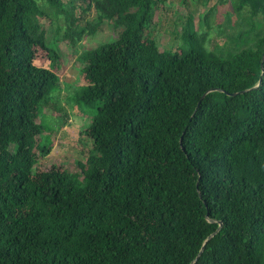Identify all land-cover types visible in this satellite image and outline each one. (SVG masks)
Here are the masks:
<instances>
[{"label": "trees", "instance_id": "16d2710c", "mask_svg": "<svg viewBox=\"0 0 264 264\" xmlns=\"http://www.w3.org/2000/svg\"><path fill=\"white\" fill-rule=\"evenodd\" d=\"M41 2L71 42L122 27L76 56L68 99L88 116L91 167L49 169L42 187L38 114L60 111L62 83L27 55L45 37ZM75 2L94 11L80 28ZM230 4L244 46L221 56L190 19L181 47L161 50L154 0H0V264H264V0Z\"/></svg>", "mask_w": 264, "mask_h": 264}, {"label": "rangeland", "instance_id": "374dc122", "mask_svg": "<svg viewBox=\"0 0 264 264\" xmlns=\"http://www.w3.org/2000/svg\"><path fill=\"white\" fill-rule=\"evenodd\" d=\"M154 1L158 6L154 21L147 32L157 41L161 50H176L181 47L183 26L189 19L191 21L190 28L192 27L191 29L202 36L204 45L210 49L217 45L221 56L237 49L236 46H244L243 43H238L237 38V32L245 29L244 22H240L241 20L239 21V18L232 13L230 0H225L224 3L221 2L222 0ZM40 10L42 11L34 13L33 18L39 21L45 30V37L42 44L30 46L27 55L33 63L49 67L58 74L62 87L55 94V102L62 107H58L60 111H57L43 106L38 114V121L47 128L45 133L50 145L48 153L41 157L31 151L35 165H39L34 170L33 178L34 183L39 186L43 184L49 169L54 171L64 168L78 169L81 171L79 177H82L91 167L87 161L89 148L81 140L80 133L81 129L89 122L88 116L81 113L79 107L68 99L72 88H80L79 85L82 82L78 72L80 63L76 61V56L85 48H91L116 38L122 29V27L114 26L111 22H104L93 34L85 31L76 37L75 42H71L69 39L62 38L63 15L54 17L50 11L46 15L45 12L48 9L42 2ZM68 12L74 17L81 15V22L77 28L82 26L84 20L90 21L94 16L92 9L81 10L80 5L76 2ZM63 110L67 111L66 116L62 114ZM65 118L66 120H64ZM15 149L16 143L11 142L9 150L14 151ZM77 162L83 163L84 167L80 169Z\"/></svg>", "mask_w": 264, "mask_h": 264}, {"label": "water", "instance_id": "95a60500", "mask_svg": "<svg viewBox=\"0 0 264 264\" xmlns=\"http://www.w3.org/2000/svg\"><path fill=\"white\" fill-rule=\"evenodd\" d=\"M264 58V54L262 55V59ZM244 90H240V91H236V92H231V93H229L230 95H236V94H238V93H240V92H243ZM206 93V92H205ZM205 93H203L202 95H201V98H203L204 97V95H205ZM201 98H200V100H201ZM220 223V222H219ZM218 229V228H217ZM216 229V230H217ZM213 234V233H212ZM212 234H210L209 236H208V238L212 235ZM191 264V263H190Z\"/></svg>", "mask_w": 264, "mask_h": 264}]
</instances>
